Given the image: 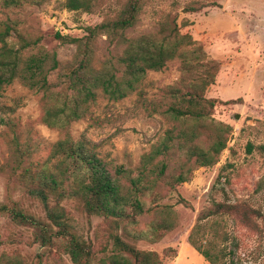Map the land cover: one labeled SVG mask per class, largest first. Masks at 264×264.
Returning <instances> with one entry per match:
<instances>
[{"label":"rangeland","instance_id":"rangeland-1","mask_svg":"<svg viewBox=\"0 0 264 264\" xmlns=\"http://www.w3.org/2000/svg\"><path fill=\"white\" fill-rule=\"evenodd\" d=\"M120 1L123 0H100L102 8L94 13L71 12L65 8V0L27 4L13 10L0 5V21L13 18L20 29L43 36V45L56 51L59 60L66 63L73 59L76 45L63 44L56 34L83 37L86 27L100 24ZM146 2L139 23L129 36L158 29L161 16L171 12L177 15L181 32L191 34L210 58L221 63L216 83L209 87L206 96L219 101L214 110L215 121L231 128L227 149L211 167H199L177 148L159 157L156 162L167 164L164 179L142 197L146 212L138 217L136 225H117L114 219L90 216L73 199L61 202L63 212L72 231L91 246V264H102L112 255V236L116 234L139 250L158 253L162 264H210L188 240L197 218L214 202L239 204V215L208 220L202 239L225 250L226 257L219 258L218 264H264V0ZM190 3L202 10L183 12ZM15 37L11 42L16 41ZM108 46L106 37H101L98 54H108ZM180 77L178 61L169 63L163 71L149 72L139 91L120 101L101 96L91 105L90 115L72 123L68 131L42 123L41 94L19 82L0 93V204L31 219V223L23 224L14 220L11 213L0 212V264H74L66 240L57 239L45 246L39 241L40 231L34 222H50L45 204L32 196L20 179L14 158L15 136L35 149L25 164H50L52 146L70 135L74 141H85L95 149L113 173L122 168L136 176L142 156L167 131L185 125L165 113L170 102L166 89ZM208 133L200 140L205 147L210 143ZM181 173L190 179L179 184L174 178ZM123 183L130 186L126 178ZM50 204H55L54 200ZM155 222L171 225V230L163 231L157 241L133 240L126 234L125 229L150 232Z\"/></svg>","mask_w":264,"mask_h":264},{"label":"trees","instance_id":"trees-1","mask_svg":"<svg viewBox=\"0 0 264 264\" xmlns=\"http://www.w3.org/2000/svg\"><path fill=\"white\" fill-rule=\"evenodd\" d=\"M47 1L0 0V5L13 10L27 4L44 5ZM146 1H120L112 13L105 14L100 24L86 27L83 37L56 34L63 44L76 45L73 59L66 63L59 60L56 51L43 45V36L20 29L13 18L0 21V93L19 82L41 94L42 123L60 131H68L72 123L87 118L91 105L101 96L123 100L140 90L149 72H160L169 63L179 62L181 77L166 89L170 102L165 113L185 125L167 131L165 137L142 156L136 176L122 168H116L113 173L95 149L85 141H74L70 135L52 146L50 164L41 167L32 162L25 164V159H30L35 149L28 141L22 143L20 137L15 136L14 158L20 179L30 194L45 204L50 222L46 225L32 220L39 228V241L45 246L54 244L57 239L66 240L67 252L74 264H91L93 251L72 231V224L61 207L62 201L77 200L88 215L114 219L117 225L124 222L136 225L138 217L146 212L142 197L164 179L167 164L156 162L159 157L177 148L199 167H211L227 149L231 128L215 121L214 110L219 101L206 96L209 87L216 83L221 63L210 58L204 46L191 34L181 32L177 15L171 12L161 16L158 29L129 36V31L140 21ZM64 6L74 13H94L102 8V3L100 0H65ZM201 10L202 7L190 3L183 12ZM14 35L16 41L11 42ZM104 36L109 45V53L105 56L98 54L99 39ZM207 133L210 143L205 147L200 140ZM123 178L127 179L129 187L124 185ZM189 179L186 173L174 178L179 184ZM53 200L55 204L52 205ZM0 212L11 213L19 223H31L23 212L9 209L7 205L0 204ZM226 215H239V204L214 202L212 207L200 212L188 238L190 245L210 264H218V259L226 255L223 248L202 239L205 224L211 218ZM169 230L171 225L165 222L153 223L150 232L125 229L133 240L152 241L161 239L162 232ZM112 239L114 252L102 264H162L158 253L139 250L118 234Z\"/></svg>","mask_w":264,"mask_h":264},{"label":"crops","instance_id":"crops-1","mask_svg":"<svg viewBox=\"0 0 264 264\" xmlns=\"http://www.w3.org/2000/svg\"><path fill=\"white\" fill-rule=\"evenodd\" d=\"M240 4V3H239Z\"/></svg>","mask_w":264,"mask_h":264}]
</instances>
